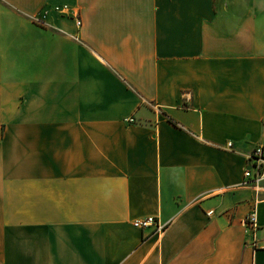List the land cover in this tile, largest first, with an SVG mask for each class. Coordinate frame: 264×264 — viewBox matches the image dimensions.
<instances>
[{"label": "crops", "instance_id": "1", "mask_svg": "<svg viewBox=\"0 0 264 264\" xmlns=\"http://www.w3.org/2000/svg\"><path fill=\"white\" fill-rule=\"evenodd\" d=\"M257 146L264 0H0V264H264Z\"/></svg>", "mask_w": 264, "mask_h": 264}, {"label": "built area", "instance_id": "2", "mask_svg": "<svg viewBox=\"0 0 264 264\" xmlns=\"http://www.w3.org/2000/svg\"><path fill=\"white\" fill-rule=\"evenodd\" d=\"M56 10L61 11L62 13H68L69 7L67 5L63 6H55ZM40 21V19H37ZM77 24L80 25V19H77ZM130 121L133 119H129ZM228 147H231V143H227ZM251 161V168H247L244 171V176L247 178H251L252 182L259 183L264 181V147L257 146L253 149L252 153L249 156ZM244 183H249L245 181ZM209 214L211 211L208 212ZM243 224L247 231L251 232L255 237V232L257 230V220L256 213L254 210H251L246 217L243 219ZM133 225L138 228H146L149 226H155L156 229L160 228V224L155 219V217L148 216L142 219H137L133 222Z\"/></svg>", "mask_w": 264, "mask_h": 264}]
</instances>
